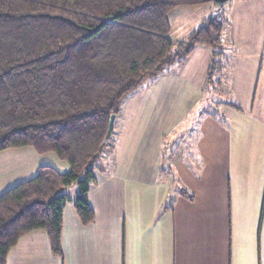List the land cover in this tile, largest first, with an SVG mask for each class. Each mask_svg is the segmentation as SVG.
Here are the masks:
<instances>
[{"label":"crops","instance_id":"obj_1","mask_svg":"<svg viewBox=\"0 0 264 264\" xmlns=\"http://www.w3.org/2000/svg\"><path fill=\"white\" fill-rule=\"evenodd\" d=\"M227 2L217 83L206 81L212 51L204 47L146 80L122 103L94 164V221L82 225L68 202L61 255L36 230L6 264H264V0ZM205 6V20L211 4L178 9ZM206 86L210 111L202 108ZM44 166L69 171L53 153L1 151L0 196ZM165 175L175 189L167 204L158 188Z\"/></svg>","mask_w":264,"mask_h":264},{"label":"trees","instance_id":"obj_2","mask_svg":"<svg viewBox=\"0 0 264 264\" xmlns=\"http://www.w3.org/2000/svg\"><path fill=\"white\" fill-rule=\"evenodd\" d=\"M213 0H0V152L31 147L69 165L44 166L0 196V264L19 239L45 231L60 256L68 202L82 225L94 221L88 193L108 141L109 119L149 79L184 62L197 47L219 70L225 21L212 13L179 42L170 14ZM110 139V138H109ZM75 187L71 199L68 189ZM187 199V192L180 190Z\"/></svg>","mask_w":264,"mask_h":264},{"label":"rangeland","instance_id":"obj_3","mask_svg":"<svg viewBox=\"0 0 264 264\" xmlns=\"http://www.w3.org/2000/svg\"><path fill=\"white\" fill-rule=\"evenodd\" d=\"M227 3L225 2L220 15L223 17L224 21H225V26H224V31H223V36L222 39H224L226 37L227 34V23H226V16H225V11L227 9ZM207 5V4H206ZM213 5V4H211ZM214 7V5H213ZM210 8H208V6H205L204 8H198L197 10H188V9H178L173 13V16H171V18L169 19L170 22V26H173V38L175 40V42H179L181 40H184L186 38V36L193 30L197 29L203 22H204V16H207L208 10ZM214 10V9H213ZM203 19V20H202ZM172 26H171V30H172ZM187 34V35H186ZM221 39V41H222ZM224 41V40H223ZM222 46L223 43H222ZM225 47V46H224ZM217 75L216 70L211 72L210 75V80L213 81L212 84L217 83V80L215 79ZM206 90L204 91V102L203 103H207V101L205 100V97L208 95L207 94V89L208 87L206 86L205 88ZM212 94V92H211ZM213 98H216L217 96H215L214 94H212ZM212 100H210L204 107H202L204 110H211V102ZM186 125L189 126V122L187 121ZM184 125L182 124L181 127H183ZM190 128H187V130ZM187 130L183 131L185 134H187ZM172 142V141H171ZM179 154V153H178ZM177 154V155H178ZM168 180H169V176L165 175L164 177H162V179L160 180V184L158 185L159 189L164 188V192L161 193V196L164 194V200L162 201V197L160 196L161 199H156L155 201L161 204V201L163 202V204H167L169 203V200L167 199V195L172 196L173 192L175 191V189L172 187H170V184L168 185ZM72 192H70V195L72 196ZM161 200V201H159Z\"/></svg>","mask_w":264,"mask_h":264},{"label":"water","instance_id":"obj_4","mask_svg":"<svg viewBox=\"0 0 264 264\" xmlns=\"http://www.w3.org/2000/svg\"><path fill=\"white\" fill-rule=\"evenodd\" d=\"M227 1L228 0H213V3L215 5V12L218 13L222 9L224 3L227 2ZM115 119H116L115 115H112L110 117V119H109L108 130H107V134H106V137H105V141H108L109 138L112 135Z\"/></svg>","mask_w":264,"mask_h":264},{"label":"built area","instance_id":"obj_5","mask_svg":"<svg viewBox=\"0 0 264 264\" xmlns=\"http://www.w3.org/2000/svg\"><path fill=\"white\" fill-rule=\"evenodd\" d=\"M262 232H264V217H263V221H262Z\"/></svg>","mask_w":264,"mask_h":264}]
</instances>
